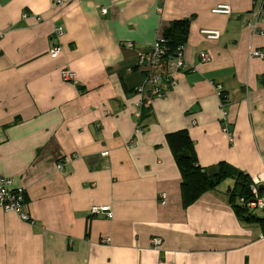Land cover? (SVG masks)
I'll list each match as a JSON object with an SVG mask.
<instances>
[{
	"label": "crops",
	"instance_id": "obj_1",
	"mask_svg": "<svg viewBox=\"0 0 264 264\" xmlns=\"http://www.w3.org/2000/svg\"><path fill=\"white\" fill-rule=\"evenodd\" d=\"M222 5L231 15L213 13ZM260 9L256 0H0V176L25 191L31 221L0 210V264H264L261 218L232 208L235 179L185 206L168 144L186 131L206 174L225 163L264 188V58L251 56H264ZM179 20L190 21L186 68L163 98L136 92L147 78L138 55ZM92 207L111 218L91 217Z\"/></svg>",
	"mask_w": 264,
	"mask_h": 264
},
{
	"label": "built area",
	"instance_id": "obj_2",
	"mask_svg": "<svg viewBox=\"0 0 264 264\" xmlns=\"http://www.w3.org/2000/svg\"><path fill=\"white\" fill-rule=\"evenodd\" d=\"M256 2L261 4V9L259 11L258 18H262L264 22V0H256ZM214 14L218 15H231V8L228 5L218 6L213 10ZM101 14L105 15L106 10H101ZM26 19L27 15H23ZM57 32V31H56ZM60 33V30L57 32ZM205 39L208 41H218L220 39V33L217 31L203 30L200 32ZM127 48L132 49L131 44L126 45ZM184 48L180 47L175 53L174 57L166 59V54L168 48L166 46L165 40L159 35L153 44L152 49L149 53L138 55L137 66L139 69L147 74V78L144 80L143 84L136 89V92L143 93L147 88L152 90V93L157 98H163L165 90L168 86L175 85L174 74L176 72H181L186 68L184 61ZM60 53V48L53 47L49 55L52 59H55ZM251 56L263 59L264 56L260 52H253ZM199 59L202 62L209 60V56L206 53H201ZM62 79L66 82H71L74 80V74L70 71L63 70L61 72ZM217 95L222 102V107L226 104L222 101L221 88L217 87ZM225 99V97L223 96ZM226 113H223V129L225 134H228L230 141L232 140V135L229 131L226 122ZM139 117V115H138ZM107 153H102V157H107ZM61 168V166H58ZM260 181L255 179L252 181L250 186V196L248 199L239 198L237 204L244 207L248 212L254 213L255 211H261L264 214V188H259ZM164 198V196H162ZM26 193L23 189H12V181L0 176V210L5 213H15L18 215L20 220L24 223H30V218L26 212ZM91 217H102L111 218V211L109 207H92L89 210ZM159 239H154L152 245L157 247L160 245Z\"/></svg>",
	"mask_w": 264,
	"mask_h": 264
},
{
	"label": "trees",
	"instance_id": "obj_3",
	"mask_svg": "<svg viewBox=\"0 0 264 264\" xmlns=\"http://www.w3.org/2000/svg\"><path fill=\"white\" fill-rule=\"evenodd\" d=\"M189 32V20L173 21L162 31L160 35L165 40L168 48L166 59L174 57L177 50L185 46ZM222 101L226 104L223 95ZM168 144L181 173V191L185 206L194 203L205 192L215 190L225 180L235 179V185L230 193L232 208L241 219L251 218L252 213L237 204L239 198L248 199L250 196V186L252 183L246 176L236 172L225 163L219 164L215 175L209 176L206 174L197 164L192 141L186 131L169 135ZM259 223L264 234V219L261 218Z\"/></svg>",
	"mask_w": 264,
	"mask_h": 264
},
{
	"label": "rangeland",
	"instance_id": "obj_4",
	"mask_svg": "<svg viewBox=\"0 0 264 264\" xmlns=\"http://www.w3.org/2000/svg\"><path fill=\"white\" fill-rule=\"evenodd\" d=\"M254 216H255V218H257V219H259V218H264V214H263V212H261V211H255V212H254Z\"/></svg>",
	"mask_w": 264,
	"mask_h": 264
}]
</instances>
